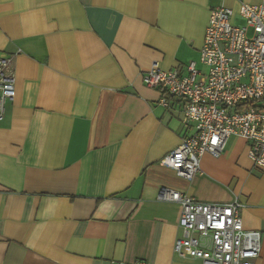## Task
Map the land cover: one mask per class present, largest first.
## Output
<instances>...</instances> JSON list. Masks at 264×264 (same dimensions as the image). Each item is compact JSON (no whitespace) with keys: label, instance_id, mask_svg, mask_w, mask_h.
<instances>
[{"label":"crops","instance_id":"crops-1","mask_svg":"<svg viewBox=\"0 0 264 264\" xmlns=\"http://www.w3.org/2000/svg\"><path fill=\"white\" fill-rule=\"evenodd\" d=\"M263 0H0L15 97L0 123V264H201L174 253L179 192L241 204L264 264V170L230 137L191 181L160 164L194 132L142 76L199 64L209 13ZM166 98L169 108L159 101Z\"/></svg>","mask_w":264,"mask_h":264},{"label":"built area","instance_id":"built-area-1","mask_svg":"<svg viewBox=\"0 0 264 264\" xmlns=\"http://www.w3.org/2000/svg\"><path fill=\"white\" fill-rule=\"evenodd\" d=\"M233 17L223 6L210 11L199 55L204 72L195 62L186 66L185 76L154 64L142 76L147 88L162 89L180 103L183 122L193 124V134L160 160L186 181L200 173L203 155L218 158L232 136L250 143L249 159L264 170V0L239 8L241 24ZM12 61L0 56V123L15 97ZM159 105L169 108L166 98ZM161 200L181 206L175 254L201 264H253L259 257L260 232L243 228L237 201L198 203L175 191Z\"/></svg>","mask_w":264,"mask_h":264}]
</instances>
